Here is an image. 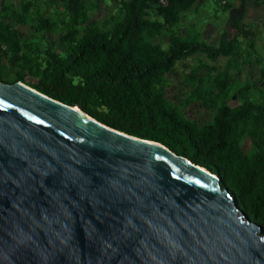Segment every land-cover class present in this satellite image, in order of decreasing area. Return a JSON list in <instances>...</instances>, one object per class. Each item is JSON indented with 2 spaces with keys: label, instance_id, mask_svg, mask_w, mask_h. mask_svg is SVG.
Listing matches in <instances>:
<instances>
[{
  "label": "water",
  "instance_id": "1",
  "mask_svg": "<svg viewBox=\"0 0 264 264\" xmlns=\"http://www.w3.org/2000/svg\"><path fill=\"white\" fill-rule=\"evenodd\" d=\"M0 264H264L219 176L0 81Z\"/></svg>",
  "mask_w": 264,
  "mask_h": 264
},
{
  "label": "trees",
  "instance_id": "2",
  "mask_svg": "<svg viewBox=\"0 0 264 264\" xmlns=\"http://www.w3.org/2000/svg\"><path fill=\"white\" fill-rule=\"evenodd\" d=\"M77 0H68L71 9ZM159 0L122 2L123 16L109 30L93 25L82 26L79 38L69 43L66 62L77 67L84 81L75 84L60 66L61 85L54 88L41 78L29 87L69 106H78L95 120L126 134L159 142L176 155L206 168L219 176V186L235 197L239 208L263 228L264 233V138L253 141V150L245 152L238 139L241 123L264 115V105L238 94L229 95L225 72L215 80L217 97L226 101L217 105L211 121L199 126L185 119L155 89V79L172 70L176 61L197 52L210 55V47L198 41L170 35L168 48L151 43L147 34H157L163 24L146 18L147 9ZM193 0H167L159 11L164 22L173 26L178 15ZM264 4V0L260 1ZM30 2L10 7L8 17L18 13L27 22ZM244 16L242 5L231 26L240 31ZM227 32L221 34L218 51L229 44ZM7 37L0 32V81L6 60L15 65L12 82L26 84L28 74L16 52L6 47ZM3 82V81H2ZM235 101L230 104L229 101Z\"/></svg>",
  "mask_w": 264,
  "mask_h": 264
},
{
  "label": "rangeland",
  "instance_id": "3",
  "mask_svg": "<svg viewBox=\"0 0 264 264\" xmlns=\"http://www.w3.org/2000/svg\"><path fill=\"white\" fill-rule=\"evenodd\" d=\"M123 1L127 0H77L70 9L68 0H0V32L7 37L6 47L25 64L29 76L25 85L47 78L58 88L60 66L75 84H81L82 72L66 62L69 43L80 37L84 25L111 29L123 16ZM260 1L193 0L173 26L164 22L159 11L167 0H159L147 9V19L163 24L159 33L147 34L151 43L166 50L169 36L177 35L210 47V55L197 52L181 58L172 70L155 79L157 92L185 119L199 126L211 121L215 107L226 101L225 96L217 97L215 87L216 78L223 72L227 74L229 95L238 94L264 105V4ZM25 2H30L27 22L23 23L18 13L7 16L11 6L18 8ZM242 5L244 16L238 31L231 21L239 15ZM224 31L229 44L218 51ZM4 61L7 66L2 81L12 83L17 68ZM237 134L241 148L251 152L253 141L264 138V115L241 123Z\"/></svg>",
  "mask_w": 264,
  "mask_h": 264
}]
</instances>
